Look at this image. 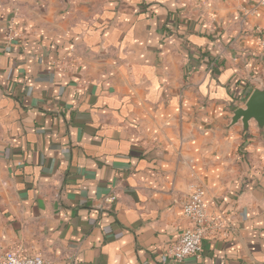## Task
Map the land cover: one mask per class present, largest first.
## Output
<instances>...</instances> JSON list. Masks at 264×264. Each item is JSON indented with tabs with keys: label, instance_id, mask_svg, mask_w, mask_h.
<instances>
[{
	"label": "crops",
	"instance_id": "0c3cea01",
	"mask_svg": "<svg viewBox=\"0 0 264 264\" xmlns=\"http://www.w3.org/2000/svg\"><path fill=\"white\" fill-rule=\"evenodd\" d=\"M264 0H0V254L264 264ZM219 224L174 261L183 205Z\"/></svg>",
	"mask_w": 264,
	"mask_h": 264
},
{
	"label": "built area",
	"instance_id": "2783aa9c",
	"mask_svg": "<svg viewBox=\"0 0 264 264\" xmlns=\"http://www.w3.org/2000/svg\"><path fill=\"white\" fill-rule=\"evenodd\" d=\"M204 189L201 186L193 188L183 205L184 216L188 224L186 229L173 241L169 247L171 258L183 262L186 258L199 257L203 241L216 235L219 224L209 217L204 201ZM0 264H52L42 255L22 256L12 251L0 254Z\"/></svg>",
	"mask_w": 264,
	"mask_h": 264
},
{
	"label": "water",
	"instance_id": "95a60500",
	"mask_svg": "<svg viewBox=\"0 0 264 264\" xmlns=\"http://www.w3.org/2000/svg\"><path fill=\"white\" fill-rule=\"evenodd\" d=\"M252 120L259 129H264V86L253 89L245 106L238 107L233 112L230 125L232 126L241 121L243 128L248 130Z\"/></svg>",
	"mask_w": 264,
	"mask_h": 264
}]
</instances>
